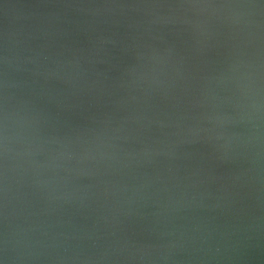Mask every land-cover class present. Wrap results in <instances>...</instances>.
<instances>
[{
  "label": "water",
  "instance_id": "1",
  "mask_svg": "<svg viewBox=\"0 0 264 264\" xmlns=\"http://www.w3.org/2000/svg\"><path fill=\"white\" fill-rule=\"evenodd\" d=\"M0 264H264V0H0Z\"/></svg>",
  "mask_w": 264,
  "mask_h": 264
}]
</instances>
